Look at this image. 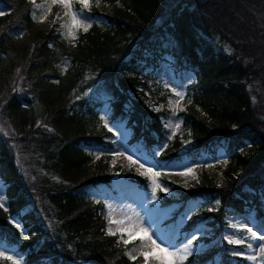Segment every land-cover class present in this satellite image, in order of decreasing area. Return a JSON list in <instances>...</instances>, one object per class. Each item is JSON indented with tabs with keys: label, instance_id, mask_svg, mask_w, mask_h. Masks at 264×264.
<instances>
[{
	"label": "trees",
	"instance_id": "1",
	"mask_svg": "<svg viewBox=\"0 0 264 264\" xmlns=\"http://www.w3.org/2000/svg\"><path fill=\"white\" fill-rule=\"evenodd\" d=\"M105 1L106 12L71 3L91 27L68 41L29 0H0V246L19 264H139L107 234L98 195L114 192L102 155L124 129L176 195L161 196L175 204L163 223L199 241L182 264H250L221 233L228 214L264 220V0ZM162 64L184 90L175 131L171 94L151 82ZM181 162L201 165L186 186L163 176Z\"/></svg>",
	"mask_w": 264,
	"mask_h": 264
},
{
	"label": "rangeland",
	"instance_id": "2",
	"mask_svg": "<svg viewBox=\"0 0 264 264\" xmlns=\"http://www.w3.org/2000/svg\"><path fill=\"white\" fill-rule=\"evenodd\" d=\"M31 6L32 17L37 24L46 29L50 25H55L60 34L68 41H73L79 30L84 29L86 23L79 26H72L71 17L74 11L71 8V3L76 2L82 9H87L91 3L101 12L110 10V5L105 0H88V6L85 7L81 0H29ZM69 4L70 7H65V4ZM1 11V10H0ZM79 18V17H78ZM71 31V35L69 32ZM164 66V67H162ZM161 70L157 74L152 73L151 82L156 86L168 89L171 94L167 98V106L170 110V117L168 125H171L170 129L177 130L176 124L179 123V118L176 113L183 109L186 101L176 96L175 93L180 92L184 94L183 86L177 83L171 75V72L167 69L165 64H162ZM187 77V76H186ZM156 107V106H155ZM117 135L116 140L112 148L104 155H102L103 162L107 164V168L111 173V179L114 182V192H108L100 190L99 196H106V204L108 207V215L106 219L105 229L108 232L109 229L115 232L117 240L126 247V253L128 256H136L141 251L149 253L148 264H157L152 259L153 255H159L158 250L152 251L149 248V242L143 238V234L135 232L129 236L128 232H120L118 229H134L137 219L139 223H142L149 230V234L161 243L162 247L167 246L170 251H176L177 249H183L184 245L191 236L187 238L179 237L184 235L180 233L176 226H170V223H163V219L167 218L169 211L174 208L175 204L163 205L161 204V196L169 199H175L176 195L170 192L160 180V175L156 176L153 173H159L158 168L152 162H144L136 157L134 152L127 146L125 141L126 131L124 129H114ZM122 154V155H121ZM131 157V160L128 159ZM135 161V163H132ZM143 164V167L140 165ZM215 162H208L203 166L210 172L212 176L218 178L219 171L214 167ZM200 164L189 165L181 162L178 165H174L172 168L164 170L163 176L165 179L172 181L173 183L186 186L192 180L196 178V174L200 169ZM152 169V172L146 171V169ZM193 169L189 175H181L187 169ZM120 169L130 170L133 175L147 176L150 181L149 190L146 192L140 191L134 187L127 178H125ZM159 184L160 187L155 189V199L153 198V188L155 184ZM167 189L165 191L164 189ZM0 196L4 199V184L0 180ZM5 201V199H4ZM127 217H132L133 220L129 221ZM110 220L123 221V223H109ZM226 226L223 228L221 236L228 242V239L240 240V244H232L237 246L235 249L239 256H243L250 264H264V252L261 248H264V240H260L259 237L264 235V220L260 219L258 222L253 221L249 217L242 214H228L225 217ZM15 219L10 222L17 226ZM18 230L21 234L20 227ZM251 228L252 232L256 233V237L253 238L251 233L247 229ZM22 235V234H21ZM227 237L228 239H225ZM123 240H128V244H124ZM251 247H248V245ZM199 245V241L190 246V250ZM0 260L6 261L9 264H19L20 260L17 256L13 255L8 249L0 246ZM130 254V255H129ZM183 255V252L180 253ZM7 257H12L11 260ZM248 257H255V259H249ZM139 264H145L144 256H140ZM168 264H171V258H168Z\"/></svg>",
	"mask_w": 264,
	"mask_h": 264
},
{
	"label": "snow or ice",
	"instance_id": "3",
	"mask_svg": "<svg viewBox=\"0 0 264 264\" xmlns=\"http://www.w3.org/2000/svg\"><path fill=\"white\" fill-rule=\"evenodd\" d=\"M81 2L83 3V5L85 7L88 6V0H81ZM65 7H70L69 4H65ZM5 15V13L3 11H0V16H3ZM79 17V18H78ZM71 21H72V26H79L83 23V15L81 12H74L72 14V17H71ZM91 27V25H86L84 26V31H87L88 28ZM69 35H71V31L69 32ZM176 96L180 97L181 99H183V93H180V92H177L175 93ZM105 127H107V125H105ZM166 127H171V125H166ZM180 127V124L177 123L176 124V128H179ZM111 130V129H109ZM169 139H171V137H169ZM122 155V154H121ZM129 160H131V157H128ZM132 163H135V161H132ZM141 167H143V164L140 165ZM146 171L148 172H152V169H146ZM193 171V169L189 168L187 169L186 172L184 173H180L181 175H189L191 174ZM154 175L156 176H159L160 173H153ZM153 183L155 184V187L153 188V198L155 199V189L156 187H160L159 184H156L155 181H153ZM165 191H167V189L165 188L164 189ZM217 203H219V201H217ZM5 204H6V201H4L3 197L0 196V207H5ZM10 221L13 220L12 217H9ZM127 219L129 221H132L133 218L132 217H127ZM16 225L18 227H20V231H21V234L25 236V238H27V236L24 234V230H23V227L20 225V222L19 221H15ZM109 223H123V221H114V220H110ZM118 231L120 232H125L127 231L129 236L133 235L135 232H140L143 234V238L146 239L148 242H149V248L152 250V251H157L159 252V255H153L152 259L154 261L157 262V264H168V258H171V264H182V262L187 258L188 255H190V246L192 245V242L193 240L196 238L195 236L192 237V239H189L187 241V243L184 245V248L183 249H177L176 251H170L169 248L167 246L165 247H162L161 246V243H158L156 239L153 238L152 235L149 234V230L148 228H146L142 223H139L138 219H137V222L135 224V227L134 229H124V228H120L118 229ZM247 231L249 233H251V236L253 238L256 237V233L255 232H252V229L249 228L247 229ZM109 235H115L116 233L111 231L109 229L108 233ZM225 239H228L227 237H225ZM260 240H264V235H261L259 237ZM119 242V241H118ZM123 243L124 244H128L129 241L128 240H123ZM228 243L230 244H240L242 243V241L240 240H232V239H228ZM248 247H251V245L249 244ZM261 251L264 252V248H261ZM183 252V255H181L180 253ZM2 255V254H0ZM130 255V254H129ZM140 255L144 256L145 258V264H148V256H149V253H146V252H143L141 251L140 252ZM130 258L135 260L136 257L134 256H131L130 255ZM249 259H255V257H248ZM7 259L11 260L12 257H7ZM13 264H16L15 261H13Z\"/></svg>",
	"mask_w": 264,
	"mask_h": 264
}]
</instances>
